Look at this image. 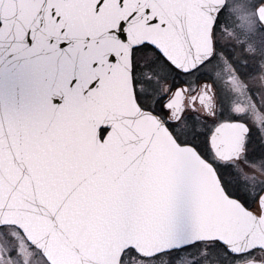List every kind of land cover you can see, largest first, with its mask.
<instances>
[{
    "label": "snow or ice",
    "instance_id": "1",
    "mask_svg": "<svg viewBox=\"0 0 264 264\" xmlns=\"http://www.w3.org/2000/svg\"><path fill=\"white\" fill-rule=\"evenodd\" d=\"M0 0V264H264V0Z\"/></svg>",
    "mask_w": 264,
    "mask_h": 264
},
{
    "label": "rangeland",
    "instance_id": "2",
    "mask_svg": "<svg viewBox=\"0 0 264 264\" xmlns=\"http://www.w3.org/2000/svg\"><path fill=\"white\" fill-rule=\"evenodd\" d=\"M228 3L230 5L229 12L231 13V22L224 29V39L226 41H247L255 47L256 41L250 38V33H255L256 26L248 11L249 0H228ZM250 166L264 169V162H257Z\"/></svg>",
    "mask_w": 264,
    "mask_h": 264
},
{
    "label": "flooded vegetation",
    "instance_id": "3",
    "mask_svg": "<svg viewBox=\"0 0 264 264\" xmlns=\"http://www.w3.org/2000/svg\"><path fill=\"white\" fill-rule=\"evenodd\" d=\"M225 3H228V0H225ZM257 170V172L261 173L262 175H264V169L263 168H255ZM205 262L206 264H214V261L211 259V254L208 253L205 257ZM252 264H258V262L253 261Z\"/></svg>",
    "mask_w": 264,
    "mask_h": 264
},
{
    "label": "water",
    "instance_id": "4",
    "mask_svg": "<svg viewBox=\"0 0 264 264\" xmlns=\"http://www.w3.org/2000/svg\"><path fill=\"white\" fill-rule=\"evenodd\" d=\"M220 3H225V0H219Z\"/></svg>",
    "mask_w": 264,
    "mask_h": 264
}]
</instances>
